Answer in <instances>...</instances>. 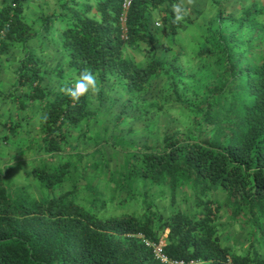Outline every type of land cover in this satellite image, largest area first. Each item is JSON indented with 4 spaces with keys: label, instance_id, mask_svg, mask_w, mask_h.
I'll return each instance as SVG.
<instances>
[{
    "label": "trees",
    "instance_id": "trees-1",
    "mask_svg": "<svg viewBox=\"0 0 264 264\" xmlns=\"http://www.w3.org/2000/svg\"><path fill=\"white\" fill-rule=\"evenodd\" d=\"M179 1L133 0L123 23L124 0H55V9L33 19L26 0H0V70L13 49L24 52L14 90H24L22 107L38 102L41 159L31 172L43 187L34 196L25 184H9L1 167L0 264H168L153 245L171 260L264 264V5L255 1L236 15L223 7L227 0H211L219 8L212 17L198 10L200 62L187 74L180 63L187 52L174 47L193 20L176 21ZM145 44L146 62L128 54ZM48 48L58 53L54 67L42 54ZM85 70L100 83L101 100L106 83L124 92L112 103H121L120 113L107 112L115 127L129 119L131 104L157 127L134 141L106 135L112 160H95V168L113 170L132 197L140 182L143 195L185 190L194 209L164 214L146 202L142 215L102 216L79 202L84 153L70 137L91 131L102 108L91 106L90 92L74 102L63 89ZM174 108L184 111L186 127H163L162 112ZM221 209L247 233L240 252L223 240Z\"/></svg>",
    "mask_w": 264,
    "mask_h": 264
},
{
    "label": "rangeland",
    "instance_id": "rangeland-1",
    "mask_svg": "<svg viewBox=\"0 0 264 264\" xmlns=\"http://www.w3.org/2000/svg\"><path fill=\"white\" fill-rule=\"evenodd\" d=\"M40 1L41 0H26V18H36L43 8H45L46 11L55 9V0H44L43 6ZM255 1L264 5V0H227L224 2L223 7L229 12L240 15L247 9L248 5ZM176 6L180 9L178 12L175 11L177 16L179 15L185 18L186 15L193 20L187 31H181V40H179V43L174 47L175 52H179L182 47L186 50L187 53L181 57L180 63L188 74L194 72L197 68V64L200 62L197 57L199 49L197 42L202 36L203 28H198L197 24L202 23L204 15L205 17H212L219 8L211 0H193L191 4L188 3V0H180L173 6L174 10ZM198 10H201L204 15L197 16ZM154 25L157 31L159 23L157 22ZM149 49L150 47L148 44H145V47L141 50H130L128 54L135 57L137 60L146 62L150 54ZM12 51L13 54L11 53V57L1 62L0 70V169L2 167L4 172L8 169L6 179L9 184H25L28 188L26 192L29 191L32 195L36 196L43 192L42 185L31 172L32 168L39 164V159H41V141L39 138H36L38 137L37 125L39 124L38 121L40 120L41 114L37 113L38 102L35 103L33 108H31L29 103H26L28 105H25V107L21 106V102L24 101V90H14L17 81V73L13 68L14 63H17L18 58L21 57L24 52L21 51L19 47H16ZM42 54L47 58L52 67L57 65L56 56L58 53L48 48ZM68 70L69 69H67V71ZM69 74L70 72L66 75L68 76ZM53 79L56 78L53 77ZM97 86L99 90L101 88L100 83L97 82ZM104 86V99L101 100L96 92L92 93L90 91V96L92 98L91 106L102 108L101 114L103 120L105 117L107 119H105V121L100 120L92 127L91 131H87L85 134L80 131H74L70 137L71 141H78L80 146L79 149L84 153L80 169L78 168L77 170L78 176L81 175L80 171L82 170L85 173V178L78 180L77 193L79 202L84 204L86 208L102 216L121 215L129 212L142 215L147 210L146 202L151 203L152 208L164 214H168L171 210L179 208L184 210L194 209L195 204L191 193L185 190L178 189L177 192L173 194L168 188L162 191L154 187L153 190L156 191V193L152 195H143L141 193L145 189H143V183L140 182L138 189L132 191V194L135 195V197H132L128 190H123L119 186L120 182L113 170L106 171L104 166L95 168V160L100 159V161H103L104 158L108 161L109 159L110 161L112 160L110 150L106 143H104L105 138L107 139L106 135L110 136L113 133L120 132L119 134L134 141L137 137H142V139H144L145 136L147 137L150 135L151 129L156 127H153L154 123L150 118H147L150 114L137 110L136 104H131V116H129V119H124V121L118 125V128L115 127L113 123L114 120L111 119L110 116L108 119L107 112H110L109 109H112L114 114L120 113V110H122L121 103L117 100L115 101L116 105H112V103L116 97L121 95L124 97V92L119 87H113L112 83H106ZM5 94H9V96L6 97ZM25 100H27V97H25ZM167 106L173 108L175 105ZM135 112L139 114L138 117H134ZM163 112L160 118L163 127L165 124L171 127H186L188 121H186L187 118L185 117V113L183 114L184 111H178L177 108H174L166 111V113ZM135 122H137V124ZM11 124H14V126L11 127ZM133 143L134 142H132V144ZM131 145L127 144L126 146L131 149L133 146ZM94 150H98L97 153H93L92 151ZM100 150L102 152L98 154ZM117 151L121 153V151ZM119 156L121 155L119 154ZM67 158H69V156L62 155L57 157V159ZM70 158L78 161V157L75 155L70 156ZM86 161H89V164L85 165ZM70 184L71 183H68V185ZM218 198L222 199L223 195H220ZM229 222L230 219L227 212L225 209H221L219 223L222 224L220 229L223 240L228 243L234 251L240 252L241 249L247 248L249 244L247 233L245 230L241 229L238 224L231 225Z\"/></svg>",
    "mask_w": 264,
    "mask_h": 264
},
{
    "label": "clouds",
    "instance_id": "clouds-1",
    "mask_svg": "<svg viewBox=\"0 0 264 264\" xmlns=\"http://www.w3.org/2000/svg\"><path fill=\"white\" fill-rule=\"evenodd\" d=\"M188 3H193V0H188ZM179 7H175V11H179ZM181 16H176V21L181 20ZM66 94L74 101L78 102L81 97L88 94L90 91L95 93L98 91V86L96 82V77L90 72L85 70L80 74V76L76 79L75 83L71 87H67L63 89Z\"/></svg>",
    "mask_w": 264,
    "mask_h": 264
},
{
    "label": "built area",
    "instance_id": "built-area-1",
    "mask_svg": "<svg viewBox=\"0 0 264 264\" xmlns=\"http://www.w3.org/2000/svg\"><path fill=\"white\" fill-rule=\"evenodd\" d=\"M133 0H124V3H123V7H124V13L122 15V20H123V23L125 22L126 20V12L127 10L129 9L131 3H132ZM6 35V31L5 30H1L0 32V46H1V43H2V39L4 38V36ZM147 244L148 245H153L151 242H148L147 241ZM155 254H156V257L159 258L163 263H168V264H194L195 261L191 260V261H186V260H171L169 259L166 255H164L160 248L158 246H155Z\"/></svg>",
    "mask_w": 264,
    "mask_h": 264
},
{
    "label": "crops",
    "instance_id": "crops-1",
    "mask_svg": "<svg viewBox=\"0 0 264 264\" xmlns=\"http://www.w3.org/2000/svg\"><path fill=\"white\" fill-rule=\"evenodd\" d=\"M46 1V0H45ZM43 2H44V0H41L40 1V3H42L43 4ZM25 9H26V6H25ZM25 14H26V10H25ZM27 19H29V18H27ZM5 61V60H4ZM12 61V60H11ZM18 67V61H17V63H14V70H16V68Z\"/></svg>",
    "mask_w": 264,
    "mask_h": 264
}]
</instances>
